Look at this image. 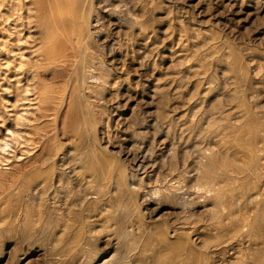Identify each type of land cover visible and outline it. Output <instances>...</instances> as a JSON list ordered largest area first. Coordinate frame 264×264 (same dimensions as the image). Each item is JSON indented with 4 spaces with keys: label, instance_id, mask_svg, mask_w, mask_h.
Here are the masks:
<instances>
[{
    "label": "rangeland",
    "instance_id": "374dc122",
    "mask_svg": "<svg viewBox=\"0 0 264 264\" xmlns=\"http://www.w3.org/2000/svg\"><path fill=\"white\" fill-rule=\"evenodd\" d=\"M112 3L102 26L116 43L99 44L104 78L87 79L93 86L81 97L100 114L74 135L68 111L61 122L53 112L34 117L36 96H66L71 65L83 58L68 41V19L59 25L55 10L49 46L32 0H0V264H264V0ZM120 5L132 29L117 25ZM45 48L67 63L35 92L29 75L44 71ZM34 158L69 186L74 172L84 182L120 172L143 234L109 229L86 254L63 256L37 215L53 203L19 187ZM107 216L111 226L124 220ZM156 222L169 240L157 242Z\"/></svg>",
    "mask_w": 264,
    "mask_h": 264
},
{
    "label": "bare ground",
    "instance_id": "6f19581e",
    "mask_svg": "<svg viewBox=\"0 0 264 264\" xmlns=\"http://www.w3.org/2000/svg\"><path fill=\"white\" fill-rule=\"evenodd\" d=\"M141 2L144 0H140ZM33 8L35 9V18L38 22L39 37L43 43H48L51 46L53 37L50 35L51 18L56 9L57 16L60 18L59 25L65 19H68L72 27V34L68 38L69 43L77 46V50L83 54L80 62L72 63L71 78L68 84L66 96L57 97L54 91L50 94H38L37 101L41 100L35 112V120L43 121L53 112L57 117V121L64 120L63 115L68 111L70 117L67 129L74 135H78L81 130V125L87 122H95L100 111L93 105L86 101L82 104L81 97L87 94L86 89L92 88L93 85L86 83L87 79L103 80L105 75V67L107 66L101 59L100 43H116L114 38L104 34L102 17L103 11H111L113 8L112 0H32ZM16 6V5H15ZM14 6H12L13 8ZM122 5L114 10L117 25L127 26L131 28L136 23L134 18H127L122 15ZM9 7V9H12ZM145 6H141L140 11L146 14ZM67 14V18L64 17ZM104 37V38H102ZM101 45V44H100ZM48 46V48H49ZM43 59L39 63V68L44 71L36 69L30 73V77L34 80L33 88L35 92L40 86L41 76L50 73L52 76H59L64 65L67 63L65 59H60L56 54L45 48L43 52ZM64 56V55H63ZM98 63L101 68L96 70H88L87 67H94ZM107 71V70H106ZM44 72V73H43ZM53 92V93H52ZM95 93V92H93ZM76 109V110H74ZM61 122V121H60ZM38 131V129H37ZM15 140L18 135H14ZM13 136V137H14ZM42 139L44 138L41 137ZM18 140V139H17ZM35 159V158H34ZM53 160V157L51 158ZM259 158L252 160L251 166L248 167L249 172L255 173L257 171ZM34 161V160H33ZM31 161V162H33ZM94 163V162H93ZM91 162L85 163L87 168L91 167ZM41 160L36 158L32 164V170L24 171L21 179L20 189L31 191L34 195L41 198L42 201H50L51 208L45 211H39V222L42 224V229L49 227L50 235L56 243L57 249L63 243L60 253L65 257H79L86 254L94 245V239L99 233L111 230L116 236L125 239L131 236L143 234V227L140 223L134 224V209L130 203V192L124 189L122 174L120 172L101 171V175L95 179L91 178L85 180L81 175L74 172L71 179L73 180L71 186L65 185L64 177L54 174V172H43L44 168ZM23 168V167H22ZM22 171V169H21ZM91 172L97 173V170L91 169ZM94 176V174H93ZM92 176V177H93ZM215 173L207 175L208 179H213ZM159 201H167L169 195L155 193ZM108 213H114L122 218L123 221L117 222L114 225H108L110 218ZM118 218L117 216H115ZM162 222L150 224V230L154 235H159L160 240H166L170 234L163 235L162 227L159 226ZM109 230V231H110ZM179 230L174 229V236ZM114 236V237H116ZM96 240V239H95ZM169 240V239H167ZM153 244H157L153 239ZM61 243V244H60ZM157 246V245H156ZM207 249L206 247H202ZM166 249V250H165ZM174 246L164 248L165 251L174 250ZM90 264V263H87ZM95 264H100L95 263ZM117 264H124L122 259L117 261Z\"/></svg>",
    "mask_w": 264,
    "mask_h": 264
}]
</instances>
